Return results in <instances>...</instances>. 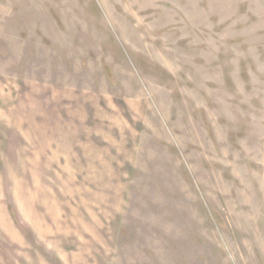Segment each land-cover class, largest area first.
<instances>
[{
    "label": "rangeland",
    "instance_id": "rangeland-1",
    "mask_svg": "<svg viewBox=\"0 0 264 264\" xmlns=\"http://www.w3.org/2000/svg\"><path fill=\"white\" fill-rule=\"evenodd\" d=\"M0 264H264V0H0Z\"/></svg>",
    "mask_w": 264,
    "mask_h": 264
}]
</instances>
